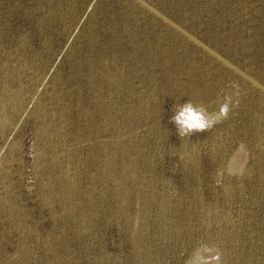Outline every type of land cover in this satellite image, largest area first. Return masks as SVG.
<instances>
[{
  "label": "rangeland",
  "instance_id": "1",
  "mask_svg": "<svg viewBox=\"0 0 264 264\" xmlns=\"http://www.w3.org/2000/svg\"><path fill=\"white\" fill-rule=\"evenodd\" d=\"M166 56L206 131L170 123L183 74L130 113L98 70ZM0 122V264H264V0H0Z\"/></svg>",
  "mask_w": 264,
  "mask_h": 264
},
{
  "label": "bare ground",
  "instance_id": "2",
  "mask_svg": "<svg viewBox=\"0 0 264 264\" xmlns=\"http://www.w3.org/2000/svg\"><path fill=\"white\" fill-rule=\"evenodd\" d=\"M165 21L167 20H164V22ZM167 27L172 31H174V33L180 39H183L186 42V44L193 43L198 48L201 47V44L199 42L194 41L192 37H190V35L188 36L184 31L180 30L178 27L174 25L171 26L169 24L167 25ZM144 39H146V37L140 34H135L132 36L131 44L137 49L141 46V44L145 45L146 59H151L153 56H155V58L158 59V55H156L158 54V51L152 48L154 47V45L151 43L148 44V42ZM203 51L206 54V50ZM207 54H209L210 58L212 57L213 59L215 58L217 60L220 59L219 57L212 54V52H207ZM159 62H160V66L162 67V70L152 71L153 73L149 75L148 78L145 72L144 74H141V72L137 71L136 69L127 68V64L121 65L118 63V60L116 59L108 67L102 61H100L98 65V70L101 71V74L110 82L111 86L115 88L116 92L120 94H126L127 95L126 97L133 98L134 100L132 101L133 105L128 108L129 109L128 112L130 113H134L135 111H138V108L140 107L143 97L154 93V91L157 88L156 87L157 84L163 87L165 86L172 87L174 85L179 84L182 78L180 77L181 74L185 76L184 80L186 79L185 80L186 86L184 87L183 92L189 93V96L194 100V103L203 104L206 107V104L203 103V100H201L200 92L198 91V88L200 87V83H202V81L206 79V73L204 70L197 68L194 62H191L187 67L180 65L176 68V65H178L180 61L172 60V58L168 56H166V58H163ZM173 62L175 67L172 66ZM121 69L125 70L126 72L123 73ZM137 84H139L142 87V90H139L140 86ZM124 109H127V107H124ZM98 111H99L98 114L100 115L102 113V106L98 108ZM105 119H106L105 123L108 124L111 123V118L109 116H106ZM4 125L5 123L0 122V127H3ZM128 154H129V150L127 149L122 150V155L124 159L128 156ZM231 164L235 166V162Z\"/></svg>",
  "mask_w": 264,
  "mask_h": 264
},
{
  "label": "clouds",
  "instance_id": "3",
  "mask_svg": "<svg viewBox=\"0 0 264 264\" xmlns=\"http://www.w3.org/2000/svg\"><path fill=\"white\" fill-rule=\"evenodd\" d=\"M174 114L170 119L181 138L190 137L194 132L206 131L209 127L210 115L203 104L188 100L174 106Z\"/></svg>",
  "mask_w": 264,
  "mask_h": 264
}]
</instances>
